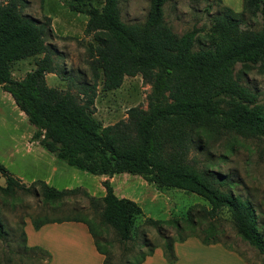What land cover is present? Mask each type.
I'll list each match as a JSON object with an SVG mask.
<instances>
[{
    "label": "trees",
    "instance_id": "trees-1",
    "mask_svg": "<svg viewBox=\"0 0 264 264\" xmlns=\"http://www.w3.org/2000/svg\"><path fill=\"white\" fill-rule=\"evenodd\" d=\"M57 1L72 13L88 17L85 34L93 37L91 81L77 84L74 77H66L59 52L49 42L53 34L49 18L39 20L25 13L26 0H0V85L34 127V141L70 167L108 177L102 182L105 195L92 196L82 188L58 190L42 180L27 186L1 163L5 186H0V194L12 198L18 191H33L51 204L82 194L100 225L115 231L124 251L125 261L120 264H143L157 248L169 264H175V244L197 236L164 235L161 245L146 238L143 248L133 254L139 217L160 234L165 225L182 228L180 219L161 222L146 218L137 202L116 195L111 178L137 176L157 188L201 196L211 206L204 212L211 218L227 210L237 235L264 255V237L251 208L226 190L225 177L189 161L199 135L235 133L264 141V105L235 73L238 65L242 68L239 75H246L252 66L264 67V27L243 29L246 15L264 17V0H244L242 13L225 8L214 16L205 44H201L198 30L179 36L166 22L164 6L176 0H150L146 20L131 24L122 19L121 0ZM197 44H201L198 49ZM30 58L35 60V69L21 80L14 79L13 64ZM48 74L77 85L78 93L50 87ZM138 75L151 86L148 108H131L127 119L103 126L95 116L98 89L115 91L126 77ZM193 218L194 213H189L184 221L195 224ZM64 222L86 224L97 251L105 257L104 264H114L92 224L81 216L31 221L35 230ZM3 235L0 224V239ZM22 236L25 250L33 253V264H49V252L29 247L25 229ZM197 238L204 244L221 243L215 235L213 241Z\"/></svg>",
    "mask_w": 264,
    "mask_h": 264
},
{
    "label": "rangeland",
    "instance_id": "rangeland-1",
    "mask_svg": "<svg viewBox=\"0 0 264 264\" xmlns=\"http://www.w3.org/2000/svg\"><path fill=\"white\" fill-rule=\"evenodd\" d=\"M26 1L25 13L39 20H51L53 34L49 42L59 52V62L66 77H74L77 84L90 82L89 48L93 37L85 34V17L72 15L67 7H58L53 0ZM149 6L150 0H121L123 21L129 24L144 22ZM225 8L242 13L244 0H176L164 6V13L166 22L175 34L182 36L198 30L201 44H205L203 40L211 33L213 17L224 12ZM244 20L246 24L243 29L264 27V17L261 15L257 18L246 15ZM201 44H197V49ZM34 69V58L17 62L12 67L13 78L21 80ZM240 70L242 68L238 65L235 73L241 83L255 91L259 96L258 102L264 105V67L252 66L246 75H239ZM47 82L50 87L78 93L77 85L55 74H48ZM150 93L151 86L140 75L126 77L123 85L115 91L103 92L100 87L95 116L103 126L125 120L131 108H148ZM34 132V127L0 85V163L27 186L42 180L58 190L82 188L90 195L99 197L101 176L80 171L57 159L33 140ZM189 161L201 170H210L226 178V190L239 196L251 208L250 212L256 215L259 231L264 237V141L235 133L199 135L189 154ZM111 184L115 189V185ZM0 186H5V178L1 174ZM121 191L125 197L141 206L146 218L161 222L180 219L182 223L181 229L165 225L164 233L160 234L156 228L144 224L145 218L139 217L135 222L137 234L134 243L137 247L133 254L143 248L146 238L161 245L164 235L176 238L197 236L211 241L215 235L218 241L240 253L248 264H264V255L237 235L231 214L222 210L216 218L207 216L204 212L211 206L201 196L179 189L157 188L137 176L130 177ZM189 213H194L195 224L184 221ZM75 216H81L92 224L101 243L111 252L114 264L125 261L115 231L100 225L99 218L90 209L89 199L84 195L51 204L43 201L37 192L18 191L12 198L0 194V224L4 231L0 239V264H33L30 259L33 253L26 251L22 244V231L32 219L57 220ZM33 237L31 241L36 242V237ZM49 254L51 263L52 254Z\"/></svg>",
    "mask_w": 264,
    "mask_h": 264
},
{
    "label": "crops",
    "instance_id": "crops-1",
    "mask_svg": "<svg viewBox=\"0 0 264 264\" xmlns=\"http://www.w3.org/2000/svg\"><path fill=\"white\" fill-rule=\"evenodd\" d=\"M53 1L57 3L58 7L65 8L57 0ZM71 14L78 17L83 16L88 22V17L85 15ZM118 176L122 177L118 178ZM130 177L136 176L121 174L110 179V182L115 185L114 190L117 196L127 198L122 194L121 188L130 181ZM107 179L108 177L101 176L100 180L103 182ZM120 180L122 182H117ZM104 195L105 188L101 183L99 197ZM25 232L29 247H41L52 254L50 264H104L105 257L97 251L89 228L84 223H51L35 230L30 222L26 224ZM31 236L36 237V242L31 241ZM174 250L177 257L175 264H248L246 259L237 251L227 249L221 243L204 244L197 237H189L184 242L176 243ZM143 264L169 263L164 258L162 249L157 248L154 254L148 257Z\"/></svg>",
    "mask_w": 264,
    "mask_h": 264
},
{
    "label": "bare ground",
    "instance_id": "bare-ground-1",
    "mask_svg": "<svg viewBox=\"0 0 264 264\" xmlns=\"http://www.w3.org/2000/svg\"><path fill=\"white\" fill-rule=\"evenodd\" d=\"M233 4V3H232Z\"/></svg>",
    "mask_w": 264,
    "mask_h": 264
}]
</instances>
